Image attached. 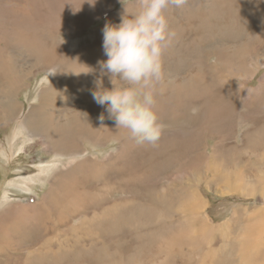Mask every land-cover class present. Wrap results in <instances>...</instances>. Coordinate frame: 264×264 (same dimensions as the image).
<instances>
[{
  "label": "rangeland",
  "instance_id": "374dc122",
  "mask_svg": "<svg viewBox=\"0 0 264 264\" xmlns=\"http://www.w3.org/2000/svg\"><path fill=\"white\" fill-rule=\"evenodd\" d=\"M260 2V22L256 17L254 21V17L245 15L246 18L241 21H244V25L238 24L245 27H234L231 31L235 33L230 40L235 41L230 42L228 46H222L223 51L230 47L225 51L229 60L225 59V56L219 58L220 60L213 56L210 63L216 64V60L223 62L225 76L230 73L232 78L229 79L235 83L237 81L236 84H231L232 89L230 95L228 94L233 111H237L235 113L251 114L258 104L262 106L259 127L264 130V0ZM211 4L212 0H185L180 7L170 6L166 14L171 29L177 28L181 40H186L188 30L184 28L182 34L183 27H186L185 22L189 19L195 20L194 17L198 18L201 12L210 16ZM126 8L129 13L138 11L136 0H95V3L91 0H0V63H4L7 58L21 61L20 65H25L28 59L32 63L36 54L26 52L23 47L24 37L31 38V32L39 37L41 34L48 36L53 31L57 32L56 40L60 41V46L72 55L74 60L75 53L88 51L94 46L100 47L104 25L109 22L119 24L122 14L118 13L122 9L126 11ZM196 26L199 27L200 24L197 23ZM18 34L21 40L17 44ZM34 39L35 42L31 45H35L36 41L43 44H37L40 52L49 54V51L53 50L52 43L55 41L51 42V38L46 39V42H43L42 38ZM179 40L164 50L162 58L163 70L166 71L159 85L171 84L172 91L173 87L179 85L190 84L188 88L194 87L189 82V77L194 74L200 77L204 73L213 72V69L208 71L205 65V68L202 67L204 56L197 57L202 48L200 46L192 48L197 55L193 60L186 59H189L187 67L190 66V69L185 67L186 64L179 63L172 55L182 51L178 49ZM233 45L236 47H232ZM169 56L173 58L170 60ZM179 64L183 66L180 69ZM164 65L169 66L164 68ZM223 66L219 73L224 71ZM29 73L31 75L26 76L15 95L16 101L22 104V114L20 111L12 118L3 120L1 105L8 101V93L1 88L5 89L6 79L17 80L13 77L17 73L9 75L8 78L7 73L0 71V216H5L4 221L0 218V251L3 253L8 248V244H4L7 240L17 242V236L21 243L19 247L13 246L14 250L11 252L7 250L6 257L0 264H27L30 255L28 248L34 251L31 259L40 254L45 261L47 258L52 260V263L48 262L50 264H245L247 255L251 257L247 260L248 263L251 261L250 264H264V139H261L263 133L258 134L261 132L259 127L252 124L240 128L242 122L236 119L237 117L222 120V128L210 125L205 127L199 122L194 125L188 122L184 128L177 125L175 128L183 133V138L193 143L189 155L181 153L184 160L174 168V164L167 165L165 161L175 156L173 152L169 151L168 157H161L156 161V157L152 156L154 152H162V147L167 143L165 138L173 136V128L168 129L166 126L155 144H131L130 150V147L127 148L128 144L124 148L123 140L107 138L104 141L91 142L89 138L79 136L80 138H77L82 143V154L77 153L80 150H73L70 156L63 155L61 147L53 148L50 141L65 140L62 138L63 132H60L62 126H59L57 121L61 113L70 114L74 111V104H70L79 93L73 97L69 96L68 102L61 103L58 109H54L56 104L50 105L52 119L47 126L49 133L38 132L39 135H33L31 128L23 129L24 112H28L32 105L38 103L42 89L52 84L54 72L53 69L39 65ZM107 76L101 75L97 69V79H106L105 82L111 83ZM75 78L72 77L71 83ZM215 80L212 91L216 89L215 92H223L226 88L223 81L219 77H215ZM83 82L81 79L76 80L74 89H78L79 84ZM158 87V95H164L158 91ZM197 88L201 89V86L198 85ZM167 91L170 93L169 97H164L173 101L172 91ZM81 94L84 95L83 92ZM232 95L233 97H230ZM199 97H202V94ZM68 103L72 109L68 108ZM173 105L172 108L169 106V110L177 113L180 110L179 105ZM50 107L48 109H51ZM101 113L99 112L97 118ZM104 115L107 121L105 125L109 126V119L106 113ZM160 122L162 123V120ZM247 130L251 132L248 133ZM258 135L261 140L256 143L254 140ZM117 153L121 156L116 166L135 156L134 164L140 169H145L137 174L139 177L132 180L134 191L130 190L133 186H127L128 184L125 188H118L121 187L118 181L127 183L125 179L121 180L123 174H119L120 178L116 180L110 179L111 171H116L114 164L117 162ZM80 164H83L82 168H79ZM155 168L159 173L152 177L151 171ZM56 178L62 181L61 186ZM104 180L109 181V184L105 185ZM138 183L142 185V190ZM228 185H232V188ZM62 187L69 190L63 191L60 189ZM72 187L73 192L82 194L83 202L75 204L74 198L70 196ZM121 189L126 190L121 192ZM58 191L62 192L59 198L54 196ZM49 192H52V198L51 195L46 196ZM157 196L165 199L169 197L168 209L161 208L160 203L163 200L158 201ZM194 196L202 206L200 214L190 205ZM43 199L50 204L41 206ZM35 204L38 206L33 209ZM109 208L113 211H108ZM123 209L128 215L130 210L136 209L138 215H135V218L129 215L130 221L123 222L124 225L111 230L105 220L111 219L112 216V219H115L114 214L122 212ZM4 225L12 227L7 229H13L18 234L11 230L4 231ZM1 255L4 256L5 253Z\"/></svg>",
  "mask_w": 264,
  "mask_h": 264
},
{
  "label": "bare ground",
  "instance_id": "6f19581e",
  "mask_svg": "<svg viewBox=\"0 0 264 264\" xmlns=\"http://www.w3.org/2000/svg\"><path fill=\"white\" fill-rule=\"evenodd\" d=\"M261 4H262V2H260V0H218V1L217 0H212V4H211L212 7H211V10H209L210 11V16H206V13H202L201 12V13H199V17L198 18L194 17L195 20H198L197 23L200 24L199 27L196 26L197 23H196L195 20L189 19V20H187L185 22L186 23V27H183V29H182L183 33L182 34H184V28H186L188 30V32H189L186 40H181V37H180L178 29L177 28L174 29V31L176 32V37L173 40V42H175L176 40L180 39L179 40V44H178V49L182 50L180 52H177L176 54L172 53V55L178 60V62L182 63V64L183 63L186 64L185 67H187V64L189 65V63H188L189 59L195 58L197 56L195 54L196 51L193 50L192 48L193 47L197 48V46H200L202 48L199 50V54H198L197 57L204 56V62L201 64L202 67L205 65L206 68L208 69V71L213 69V72H209V73H206V74L204 73V75H200V77H198L194 73H193L194 75H192L190 77L188 76L189 79H190L189 82L191 83L192 86L194 85V87H192V88L189 87L190 89L187 87L190 84H188L187 86L179 85V86H176V88L173 87V91H172V85L171 84H163L162 83L161 85H158L159 87L157 86L159 88L158 91H161L164 95L161 96V95H158V92L155 93V100H156L155 109H156V112L158 114L159 120H162V124H164V127L166 126L168 129L169 128H173V130L171 131L173 136L171 138L167 137V138L164 139V140L167 139V141H166L167 143L162 147V152H154L152 154L153 157H156L155 161L158 160L161 157H165V156L168 157L170 155L169 151H171V152H173V154L175 156L167 158L165 161H166L167 165L174 164V166L172 167V168H174V167L180 165L183 162V160H184L182 158V154L181 153H185V154L187 153L188 154L190 152V150L192 148L191 145H192L193 142L191 140H185L183 138V133L179 132V130L175 128L177 125L180 128H184L185 124L187 125V124L191 123V124L194 125L195 122H199L200 124L202 123V125L205 126V127L210 125V127L214 126V127H217V128H222V126H224V121H222V120H225V119L226 120H230L231 118L234 119L235 117H237L236 119H240V121L242 122V124L240 125V128H246V127H249L252 124L255 127H257V128L259 126H261V125H259V115L262 113L263 109H262V106L260 104L257 105V107L253 110V112L251 114H249L247 112H245V114H243V112H242V115H239V114L235 113L237 111H235V112L233 111V109H232V107L230 105V101H229L230 99L228 100V94L230 95V91L232 89V88H230L231 84L234 85V84L237 83V81L235 83V82H233V80H230L232 78L229 75L230 73L228 74V76H225L226 73L224 74L225 67L222 64L223 62L222 63L220 61L218 62V60H220L219 58H221L222 56H225L226 58L225 57H223V58L229 60L228 53L227 52L225 53V51L228 50L230 47L229 48L227 47L228 49L223 51L222 50V46H224L225 44H227V46H228V44L230 42L235 41V40H230V38H233V36H234L233 34L235 33V32L232 33L231 31H232V29L234 27H242V29L245 27V26H242V25H244L243 24L244 21L241 22L242 20H244L243 18H246L245 15L246 16H252L254 18L256 17V18H258V20L260 22L261 18H260V14L259 13H260V9H261ZM186 5H188V4H186ZM263 6H264V3H263ZM123 12H125L124 9L120 10L118 15L119 14H123ZM262 17H264V15ZM256 18L254 19V21L256 20ZM110 19L112 20V18H110ZM114 20H116V19H114ZM249 22L251 23V20ZM238 24H242V25L239 26ZM259 26H260V24H259ZM262 26L264 27L263 24H262ZM49 32H50V30H49ZM53 32H50L51 34L48 33L49 34L48 36L46 34H44V35L41 34L40 37H39L38 34H37L38 35L37 36L36 34L31 32L32 33L31 34V38L32 39L29 36L28 37H24L23 43L25 45L23 47L26 49V52L27 53L31 52L32 54H36L33 57L32 63L28 59L29 61L27 60L25 62V65H20L19 62H21V61L18 62V60H13V59L10 60L8 58H7V60L4 58L6 61L4 63H0V71L4 72V73H7L8 78H9V75H11L13 73H17V74H14V76H13L17 80L6 79V84L7 85H6L5 89L3 87L1 88V89L4 90L5 93H8L7 94L8 101L4 105H1V109H3L2 114L4 116L3 120L8 119V118H12L13 116L17 115L20 111H21L20 114H22V110H23L22 109V104L17 102L16 98H15V95H17V92H18L17 88H19V86L23 85V81H24V79H26L27 75H31V73H29V72L32 69H34L35 67L38 68L39 65H41V66L48 67L51 70L53 69L54 73L52 75V78H53L52 84L50 83L51 84L50 86L45 87L44 89H42L43 91L41 92V95L40 96L38 95L40 97L38 103L36 105H34V106L32 105L28 112H24L25 117L22 120L23 121V126H24L23 129H25V128H29L30 129L31 128L32 132H33L32 133L33 135H35V134L39 135L38 132H40L42 134H43V132L49 133V131H48L49 129H47L48 128L47 126L49 125L48 124L49 121H51V119H52L50 117L51 115H50V112H49V110H52L50 105L53 106V104H56L54 109H58L61 103L62 104H66L68 102L69 96L73 97L77 93H79L78 96H75L76 98L74 97L75 98L74 102L72 104H70L72 106L74 104V107H75L74 111L72 113H70V114L61 113V115L62 114H64V115L62 116V118H61V115H60V119H59L60 122H59V120L57 121L59 126H62L61 127L62 130L60 129V132H63V137L62 138L65 139V140L64 141H59V139L57 141L56 140H51L50 142H52L53 148L57 149V147H61L63 155L67 154L68 156H70V153L73 152V150H75V151L80 150L77 153L82 154V152H83V147L81 148V144L82 143L78 139V138H80L79 136H82V137H85V138L86 137L89 138L90 140H92L91 142H97L98 140L104 141L107 138H109V139L110 138H112V139L114 138L115 140L117 139V140H120V141L123 140L122 142H124L123 143L124 148H126V144H128L127 148L130 147V150H132L131 144L133 145V144H136V143L129 138V135H128L126 130H124V129L118 130L116 128V126H115V123L111 119H109V121H108L109 126L105 125V123H107V121H104V126L103 127H101V125L98 122L97 115L99 114V112H102L103 114L106 113V117H108V113L105 110L106 106L105 107H101L100 105L96 104L95 101L92 98V95H91V91H93L95 89V87H96L95 82L97 80H101V79H97L96 78L97 69L100 71L98 62L107 60V57H104V53H103L104 52L103 51V47H102L103 41L100 44V47L94 46L92 48L90 47L88 49V51H83V52H79V53H75V54L73 53L74 56H75V59L73 60L72 59V55H69V53L66 52L60 46V41L58 39L56 40V37H57L56 33L57 32L56 31H53ZM180 32H181V30H180ZM100 33H101V31H100ZM253 35H255V33ZM248 36H250V35H248ZM257 36H259V35H257ZM34 37H36V40H40L42 38L43 42H46L45 41L46 39L48 40L49 38H51V39H49V40H51V42L55 41V43H52L53 50L49 51V54H46L45 52H40V50L37 48V46L41 45L42 43L38 44V42L36 41L35 45H31V44H33V41L35 40ZM52 37H53V39H52ZM182 37H184V36L182 35ZM182 39H184V38H182ZM19 40H21L20 39V34L17 35V39H16L17 44L19 43L18 42ZM244 41H246V40H244ZM232 47H236V46L233 45ZM240 47H242V46H240ZM41 49H42V47H41ZM242 49L244 50L246 48H242ZM168 50H170V49H168ZM167 54H169V53L167 52ZM213 56H217V58H218V60H216V64L215 63H210V58L213 57ZM240 56H242V55H240ZM169 58H170V56H169ZM172 58H170V60ZM187 58H189L188 61L186 60ZM173 60H172V62H174ZM198 61H200V60H198ZM202 61H203V59H202ZM169 64H170V62H169ZM182 64H179L178 69H180ZM166 66H169V65H164V68ZM222 66L224 68V71L219 73V70H221ZM203 68H205V67H203ZM187 69H190V66H188ZM164 71H166V70L164 69ZM185 71H186V69H185ZM203 71H204V69H203ZM208 71H206V72H208ZM48 72H49V70H48ZM44 73L46 74V72H44ZM77 74H78V76H73V75H77ZM72 77H76V78L71 83ZM215 77H219L223 81V84L226 86V88H225V90L223 92H215L216 89L214 90V92L212 91L211 88L214 87V84L216 82ZM79 79L84 80V82L82 84H79L80 87L78 89H74V85L77 84L76 80H79ZM105 80L106 79L102 80L103 84H104V87L111 88L112 84L108 83L109 82L108 80H107L108 82H105ZM184 84L186 85V82ZM45 85L47 86V84H45ZM198 85L201 86V89L197 88ZM167 90H171L172 91L171 95L173 96V99L175 100V102H174V100L172 101V100H169L168 98L166 99V97H164L165 95L168 96V94H170V93H168ZM81 92H83L84 95L81 94ZM201 94H202V97H199ZM80 97H83V98H80ZM230 97H233V95L230 96ZM84 99H86V100H84ZM173 104L179 105L178 109H180V110H178L177 113L173 112L172 110H169V106L170 107L174 106ZM68 105H69V103H68ZM72 106H70L68 108L72 109L71 108ZM49 107L51 109H48ZM248 108H250V107H248ZM66 110H69V109H66ZM234 110H236V109L234 108ZM193 111H194V113H193ZM54 113H55V111H54ZM54 116H55V114H54ZM165 121H168V122H165ZM261 128L262 127L258 128L259 130H261V132L258 133V134H262L263 133V137L261 139H264V130H262ZM248 131H250V130H247V132ZM245 134H247V133H245ZM251 134L253 135L254 133H251ZM253 137L255 138V135ZM45 138H47V136ZM112 139H110V140H112ZM261 139H259V135H258V137H256V139L254 141L256 143H259V140H261ZM93 140H95V141H93ZM120 156H121V154L117 153V156H116L117 162H115L116 164H114L115 167L113 166L114 168H116V171H114V170L111 171L110 179H115L116 180L117 178H120V177H118L119 174H123L124 177H122L121 180L125 179L127 181V183H123L121 181H118L119 185L121 186V187H118V188L119 189L122 188V187L125 188L126 185L128 184L127 186H130V185H131L130 187L133 186V188H131L130 190L134 191L135 185H133L134 181H132V180H134L135 178L139 177V175H137V174L141 173L140 171H143L145 169H140L138 166H136L134 164L135 156H133V158L130 157V159H128L127 161H122L121 164L116 166L118 161H119V159H120ZM138 156H140V155H138ZM185 158H186V156H185ZM89 160H87V162L91 163ZM53 165H55V164H53ZM49 166L51 167L52 165L50 164ZM84 166H86V165L84 164ZM57 167H58V165H57ZM82 167H83V164H80L79 168H82ZM101 169H102V167H101ZM38 170L39 169H37V171ZM46 170H48V169L46 168ZM69 170H70V168H69ZM158 173H159V171H158L157 168H155L153 171H151L152 177H155ZM34 176H36V175H34ZM110 179L107 178V180H110ZM25 181H27V180H25ZM58 181L60 182V180H58ZM61 183H62V181L60 182L59 186H61ZM103 183L105 185H107V184H109V181H105L104 180ZM116 183H117V181H116ZM116 183H114V185H116ZM138 184L140 185L139 187L142 190V185L140 183H138ZM234 184L235 183L233 182V187H235V185H236V184L235 185ZM73 185H75V184H73ZM229 187L232 188V185H230ZM60 189L61 190L63 189V191H65L67 189L69 190V188H67V187H62ZM125 190L126 189H123V190L121 189V192L122 191L125 192ZM52 192H49L48 194H46V196L49 197V195H51L50 197L52 198L53 197ZM81 195L82 194H80V192H78V193L77 192H73V187L71 188L70 196L72 198H74L73 200H74L75 204H76V202H83V201H81V199L83 197ZM54 196H57L59 198V196H62V192L58 191V194L54 195ZM194 197L195 198L192 199V201H191L192 203H190V205L192 206V209H195V212L200 214V212L202 211V206H201L199 200H197V197L196 196H194ZM157 199H158V201H162L163 200V202L160 203V206H161V208L164 207L166 209L167 208V204H169V197L165 199V198L157 196ZM51 202H52V200H51ZM174 202H175V200H174ZM37 204L32 206L33 209L37 208L36 207V206H38ZM48 204H50V203H47L46 199H43V202H42L41 206H44V205L47 206ZM155 207L159 208L156 205H155ZM111 210L113 211L112 208H109L108 211L111 212ZM161 212H163V211H161ZM171 213H172V211H171ZM129 215H132L135 218L136 217L135 215H138V212H137L136 209H133V211L130 210V214ZM129 215H128V212L123 209L122 212H119L118 214H114V216H116L115 219H112L113 218V216H112V217H110L111 219L105 220V223H106V225H109L111 230H115V228L117 226L120 227V226L124 225L123 222L126 223V222L131 220V216L129 217ZM168 215H171V214H168ZM117 216L119 217V219H117ZM193 216H195V214ZM1 217H2V215L0 216V218ZM4 217L5 216L3 215L2 221H4ZM118 220H119V222H118ZM4 227L6 228L4 231H6V230L13 231V229H7V228H12V227H6V225H4ZM14 230H16V229H14ZM14 234H18V232H14ZM22 241H24V240H22ZM6 242L7 243H4V244L6 246L8 244V248L3 251V253H5L4 256L1 255L3 253L0 251V258H2L0 260V263L2 262L3 258L6 257L7 250L9 252H11V251L14 250V248H12L13 246L19 247V244L21 245L18 236H17V242L16 241L11 242V241H8V240ZM33 244H31V247H32ZM28 249H29V251L28 250L27 251L30 252L29 253L30 255H29L28 259H27V264H29L31 262H32V264H34L36 262H38L40 264H41V262H44L42 264H50V263H52V260H49L48 258L45 261V258L42 257L40 254H36L35 258L31 259L34 251H32V249H30V248H28ZM110 256H112V255H110ZM101 257H103V256H101ZM246 258H247V260L251 259V257L248 256V255L246 256ZM247 260H246L245 264H250L251 261L248 263ZM48 262H50V263H48Z\"/></svg>",
  "mask_w": 264,
  "mask_h": 264
},
{
  "label": "clouds",
  "instance_id": "9594fccd",
  "mask_svg": "<svg viewBox=\"0 0 264 264\" xmlns=\"http://www.w3.org/2000/svg\"><path fill=\"white\" fill-rule=\"evenodd\" d=\"M95 3V0H91ZM138 11H126L119 24L106 23L102 29L106 61H99L101 75H108L111 88L95 82L91 95L105 107L108 119L118 130L127 131L137 145L155 144L164 125L155 110V93L164 77L163 53L176 32L167 17L169 7H180L185 0H136ZM105 115L98 122L104 126Z\"/></svg>",
  "mask_w": 264,
  "mask_h": 264
}]
</instances>
